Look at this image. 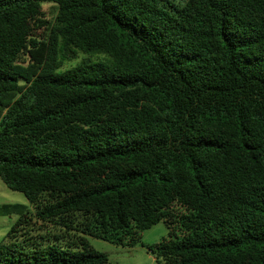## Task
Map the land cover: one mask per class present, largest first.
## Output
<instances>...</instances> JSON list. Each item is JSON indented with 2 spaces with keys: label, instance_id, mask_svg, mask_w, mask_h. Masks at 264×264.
<instances>
[{
  "label": "trees",
  "instance_id": "1",
  "mask_svg": "<svg viewBox=\"0 0 264 264\" xmlns=\"http://www.w3.org/2000/svg\"><path fill=\"white\" fill-rule=\"evenodd\" d=\"M0 178L36 209L9 237L83 234L0 264H112L88 236L162 221L160 264H264V0H0Z\"/></svg>",
  "mask_w": 264,
  "mask_h": 264
},
{
  "label": "rangeland",
  "instance_id": "2",
  "mask_svg": "<svg viewBox=\"0 0 264 264\" xmlns=\"http://www.w3.org/2000/svg\"><path fill=\"white\" fill-rule=\"evenodd\" d=\"M43 11L46 13L47 18H50L54 13V8L52 4L45 3L43 4ZM39 33H41V31ZM83 58L84 54L80 53L77 60L66 63L64 68L67 69L76 65ZM7 204L24 205L28 210H31V212L33 213L32 217L34 220H36V217L34 216L36 213V209L33 205L30 204L26 196L23 193L15 192L9 189L0 178V208ZM19 219L20 216L18 214H12L8 216L0 214V245L4 242H6L7 244L16 243L24 246L23 248H21V246H19L18 248L16 247V249L25 250H36L38 248H44L48 246H61L64 249H67L69 239L64 235H73L74 233L83 235L82 233L76 232L75 230L68 231L67 228L55 225L54 223H47V225L44 224V226H42V222H38L36 225H32L36 230L31 234H33L34 236L39 235L40 239L38 241H43V245H37L35 247L31 245L28 246L24 243L23 236V234L26 233L28 229L20 230L14 233L13 236H15L16 239L8 236L10 234V231L12 230V227L18 222ZM40 227H42L41 230L39 229ZM176 230L179 236H183L182 230H180V228H176ZM87 238L89 239L92 247L95 250L108 255L112 264H160V262L157 261L155 255L152 254L148 247L157 245L165 239H169L170 230L167 224L162 221L152 228L142 232L141 239L134 246L116 244L92 236H88Z\"/></svg>",
  "mask_w": 264,
  "mask_h": 264
}]
</instances>
